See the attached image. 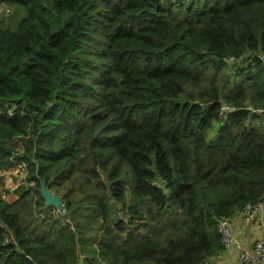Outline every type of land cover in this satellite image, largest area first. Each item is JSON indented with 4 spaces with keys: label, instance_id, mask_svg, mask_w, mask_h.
<instances>
[{
    "label": "trees",
    "instance_id": "obj_1",
    "mask_svg": "<svg viewBox=\"0 0 264 264\" xmlns=\"http://www.w3.org/2000/svg\"><path fill=\"white\" fill-rule=\"evenodd\" d=\"M0 4V264L218 253L264 199V0Z\"/></svg>",
    "mask_w": 264,
    "mask_h": 264
},
{
    "label": "built area",
    "instance_id": "obj_2",
    "mask_svg": "<svg viewBox=\"0 0 264 264\" xmlns=\"http://www.w3.org/2000/svg\"><path fill=\"white\" fill-rule=\"evenodd\" d=\"M10 11L9 8H1L0 7V14L8 13ZM259 58L264 63V55L260 54ZM235 60V57H232L230 61ZM252 113H260L263 112L262 109H254L252 107H247ZM236 110V108L227 103H223L221 106V114L225 115L231 111ZM226 114V115H227ZM264 211V199L255 203V204H247L240 213L246 219H253L255 218L256 212ZM217 229L221 234V241L223 246H236L240 249V258L243 264H264V237L259 238L255 241L254 245L248 249H241V245L238 242L237 237L234 235L231 226V218L222 217L219 218L217 221Z\"/></svg>",
    "mask_w": 264,
    "mask_h": 264
},
{
    "label": "crops",
    "instance_id": "obj_3",
    "mask_svg": "<svg viewBox=\"0 0 264 264\" xmlns=\"http://www.w3.org/2000/svg\"><path fill=\"white\" fill-rule=\"evenodd\" d=\"M234 235L241 245V249H248L255 241L264 237V211L256 212L255 218L246 219L240 212L231 218ZM204 264H243L240 249L236 246L223 248Z\"/></svg>",
    "mask_w": 264,
    "mask_h": 264
},
{
    "label": "water",
    "instance_id": "obj_4",
    "mask_svg": "<svg viewBox=\"0 0 264 264\" xmlns=\"http://www.w3.org/2000/svg\"><path fill=\"white\" fill-rule=\"evenodd\" d=\"M173 189H177L181 185V181L176 177L171 180ZM40 192L45 199L46 205H51L55 208H61L64 205V201L61 196L54 193L46 184L45 180H41Z\"/></svg>",
    "mask_w": 264,
    "mask_h": 264
},
{
    "label": "rangeland",
    "instance_id": "obj_5",
    "mask_svg": "<svg viewBox=\"0 0 264 264\" xmlns=\"http://www.w3.org/2000/svg\"><path fill=\"white\" fill-rule=\"evenodd\" d=\"M16 6H17L16 4H13V8L16 7ZM0 7H1V8H5L6 6H5L4 4H0ZM13 11H14V10H13ZM13 11H12V12H13ZM14 13H15V11H14ZM1 14H2V13H1ZM1 14H0V19L3 17V16H1ZM2 15H3V14H2ZM14 15H15L14 18H16V19H14V20L12 21V23H11L12 25H11V26H16V25L18 24V22H19V20H18V18H19V17H18V14L15 13ZM234 76H235V75H234ZM234 76H233V77H234ZM16 142H18V141H17V140L13 141V144L16 143ZM18 144H19L20 147H21L20 142H18ZM57 209L60 210L61 208H57ZM65 211H66V210H65ZM119 212H120V213H119V216L122 217V218H124L127 222H129V217H128V215L124 214L123 211H121V210H119ZM84 264H85V263H84Z\"/></svg>",
    "mask_w": 264,
    "mask_h": 264
}]
</instances>
